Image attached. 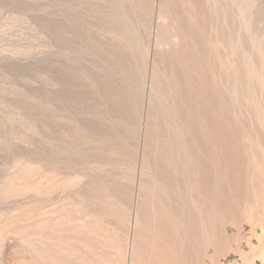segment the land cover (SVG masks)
Instances as JSON below:
<instances>
[{
    "label": "rangeland",
    "instance_id": "374dc122",
    "mask_svg": "<svg viewBox=\"0 0 264 264\" xmlns=\"http://www.w3.org/2000/svg\"><path fill=\"white\" fill-rule=\"evenodd\" d=\"M195 209L200 264H264V0H0V264H132Z\"/></svg>",
    "mask_w": 264,
    "mask_h": 264
},
{
    "label": "bare ground",
    "instance_id": "6f19581e",
    "mask_svg": "<svg viewBox=\"0 0 264 264\" xmlns=\"http://www.w3.org/2000/svg\"><path fill=\"white\" fill-rule=\"evenodd\" d=\"M163 1H165V0H163ZM169 1H170V0H169ZM186 1H187V0H186ZM194 1H195V0H194ZM182 2H183V0H182ZM170 3L172 4V2H170ZM173 3H174V2H173ZM171 4H170V5H171ZM183 4H184V6L186 7L187 2H186V3H183ZM191 4L193 5L194 2L191 3ZM191 4H190V5H191ZM197 4H198V3H197ZM175 5H177V4L175 3ZM161 6H162V5H161ZM172 6L174 7V5H172ZM177 6H178V5H177ZM160 8H161V7H160ZM165 8H166V7H165ZM176 8H177V7H176ZM178 8H179V7H178ZM167 9H168V7H167ZM174 9H175V8H174ZM185 10H187V9L185 8ZM163 11H164V10H163ZM180 11H181V10H180ZM178 12H179V11H178ZM180 13H181V12H180ZM171 14H172V13H171ZM181 14H182V13H181ZM206 18H207V17H206ZM169 19H170V18H169ZM176 19H177V18H176ZM179 20H180L179 22H181V19H179ZM185 21H187V19H186ZM185 21L182 20V22H185ZM182 22H181V23H182ZM181 23H180V24H181ZM203 23H204V22H203ZM180 24H179V25H180ZM183 24H185V23H183ZM205 25H206V24H205ZM180 26H181V25H180ZM183 26H184V25H183ZM183 26L180 27V28L182 29ZM185 26H186V25H185ZM187 29H188V28H187ZM179 30H180V29H179ZM182 30H183V29H182ZM182 30H181V31H182ZM185 32H186V34H187V30H186ZM188 32H189V31H188ZM179 33H180V32H179ZM192 33H193V32H192ZM202 33H203V32H202ZM156 34H159V33L156 31ZM170 34H171V33H170ZM172 35H173V34H172ZM188 35L191 36V35H190V32H189ZM188 35H186V36H188ZM192 35H193V34H192ZM194 35H195V33H194ZM200 35H201V34H200ZM180 36H181V35H180ZM184 36H185V35H184ZM195 36H196V35H195ZM201 36H202V35H201ZM157 37H158V36H157ZM192 37L194 38V36H192ZM197 37H198V36H197ZM158 38H159V37H158ZM193 38H192V39H193ZM199 38H200V37H199ZM201 38H202V37H201ZM201 38H200V39H201ZM206 38H207V36H206ZM183 39H184V38H183ZM187 39L191 40V39L188 38V37H187ZM195 39H196V38H195ZM195 39H194V41H195ZM200 39H199V41H200ZM157 40H158V39H157ZM157 40H156V41H157ZM196 41H197V40H196ZM199 41H198V43H199ZM200 42H201V41H200ZM189 43H191V42H189ZM188 45H189V44H188ZM192 50H194V49H192ZM197 52H198V51H197ZM204 52H205V51H204ZM206 52H208V51H206ZM162 53H163V52H162ZM215 53H216V52H215ZM163 54H164V53H163ZM198 54H199V53H198ZM183 56H184V55H183ZM189 58H190V57H189ZM181 63H182V62H181ZM198 63H199V62H198ZM201 63H202V62H201ZM176 64H177V63H176ZM187 64H188V63H187ZM192 64H193V63H192ZM172 65H173V64H172ZM172 65H171V66H172ZM205 67H206V66H205ZM205 67H204V68H205ZM174 69H175V68H174ZM184 69H185V68H184ZM202 69H203V68H202ZM209 69H210V68H209ZM209 69H208V70H209ZM154 71H155V70H154ZM154 71H153V72H154ZM177 71H178V70H177ZM205 71H206V70H205ZM206 72H207V71H206ZM213 78H214V77H213ZM156 79H157V78H156ZM193 79H194V78H193ZM213 82H214V81H213ZM174 84H175V83H174ZM201 87H202V86H201ZM152 88H153V87H152ZM215 88L217 89V86H216ZM154 89H155V88H153V90H154ZM174 90H175V89H174ZM209 90H210V89H209ZM211 91H212V89H211ZM152 92H155V91H152ZM212 92H213V91H212ZM195 93H196V92H195ZM205 93H206V92H205ZM208 93H209V92H208ZM215 93H216V91L214 92V94H215ZM154 94H155V93H154ZM175 94H176V93H175ZM209 94H210V93H209ZM193 95H194V94H193ZM172 96H173V95H172ZM183 96H184V95H183ZM194 96H195V95H194ZM211 96H212V93H211ZM211 96H209V97H211ZM214 96L216 97V94L213 95V97H214ZM152 97H155V95H152ZM213 97H212V98H213ZM215 97H214V98H215ZM219 97H220V96H219ZM175 98H177V97H175ZM209 99H210V98H209ZM219 99H220V98H219ZM177 101H178V100H177ZM212 101H214V100H212ZM150 102H151V101H150ZM193 102H194V101H193ZM185 103H186V102H185ZM215 103H216V102H215ZM209 105H211V102H210ZM213 106H215V105H213ZM183 107H185V106H183ZM207 107H208V106H206V108H207ZM209 107H210V106H209ZM201 108L203 109V106H202ZM206 108H205V109H206ZM211 108H212V106H211ZM207 109H209V108H207ZM187 110H188V109H187ZM211 110H212L211 112H210L209 110H207V111H209L210 113H212V115H213V117H214V116H215V114H214L215 112L213 113L214 110H213V109H211ZM204 111H205V110H204ZM207 111H206V112H207ZM206 112H205V113H206ZM194 113H195V112H194ZM197 113H198V112H197ZM195 114H196V113H195ZM196 115H197V114H196ZM205 115H207V114H205ZM205 115H204V116H205ZM189 116H190V115H189ZM192 116H193V115H192ZM198 116H199V115H198ZM204 116H203V117H204ZM210 116H211V115H210ZM200 117H201V116H200ZM208 117H209V115H207V117L205 116V118H208ZM205 118H204V119H205ZM211 118H212V117H211ZM211 118L209 117V119H211ZM220 118H221V116H220ZM204 119H203L202 121H204ZM209 119H208V121H207V123H206L207 125L205 124L208 128L210 127V126H208V122L210 121ZM214 119H215V120H214ZM206 120H207V119H205V122H206ZM213 120L216 121V116H215V118H213ZM192 121H193V120H192ZM197 122H198V121H197ZM200 122H201V121H200ZM200 122H198V123H200ZM219 123H220V122H219ZM202 124H203V123H202ZM211 124H212V123H211ZM211 124H209V125H211ZM213 124H214V122H213ZM223 124H224V123H223ZM223 124H222V126H223ZM186 125H187V124H186ZM215 125H216V123H215ZM188 126H189V125H188ZM200 126H201V125H200ZM217 127H218V126H217ZM176 128H177V127H176ZM228 128H229V127H228ZM177 129H180V128H177ZM209 129H210V128H209ZM178 131H179V130H178ZM197 131H198V130H197ZM203 131H204V130H203ZM211 131H212V128H211ZM215 131H216V130H215ZM175 132H176V131H175ZM200 132H201V131H200ZM217 132H218V131H217ZM223 132H224V131H223ZM180 133H181V130H180ZM182 133H183V132H182ZM213 133L215 134V137H213V139L215 138V140H216V133H215L214 131H213ZM174 134H175V133H174ZM183 134H184V133H183ZM205 134H206V133H205ZM205 134H204V135H205ZM175 135H176V134H175ZM186 135H187V134H186ZM201 135H202V134H201ZM179 136H180V134H179ZM179 136H178V137H179ZM181 136H182V135H181ZM198 136L200 137V135H198ZM207 136L209 137V135H206V137H207ZM212 136H214V135H213L212 132H211V137H212ZM204 137H205V136H204ZM204 137H202V138L200 137V138L203 139ZM179 138H180V137H179ZM209 138H210V137H209ZM209 138H208V139H209ZM162 139H163V138H162ZM211 139H212V138H211ZM213 139H212V140L209 139V141H211V142L207 141V138H206V140H205V139H204V140H200V139H199V140H200V142L202 141V142H204V143L207 141V142H209V144H210V143H213L212 141H215V140H213ZM177 140H178V139H177ZM185 140H186V139H185ZM197 140H198V139H197ZM178 141H180V140H178ZM157 142H158V141H157ZM197 142H198V141H197ZM207 142H206V144H207ZM217 142H218V141H217ZM182 143H183V142H182ZM204 143H203V144H204ZM199 144H201V143H199ZM209 144L207 145V146H208V150H211V151L213 152V150H212L213 148H212V147H209ZM183 145H186V144L183 143ZM214 145H216V142H215L212 146L214 147ZM198 146H200V145H198ZM207 146H204V147H206V148H205L206 150H207ZM210 146H211V145H210ZM178 147H179V146H178ZM182 147H183V146H182ZM185 147H187V146H185ZM211 148H212V149H211ZM202 149H203V148H202ZM205 149H204V150H205ZM206 150H205V151H206ZM208 150H207V151H208ZM181 151H182V149H181ZM195 151H196V150H195ZM211 151H210V153H211ZM214 151H215V152H214V153H211V155H213V158H214V156H215V158H216V149H215V147H214ZM178 152H179V151H178ZM183 152H184V151H183ZM188 152H189V151H188ZM201 152H202V151H201ZM208 152H209V151H208ZM147 153H148V151H147ZM190 153H191V152H190ZM202 153H203V152H202ZM160 154H161V153H160ZM199 154H200V156H201V153H199ZM205 154L207 155V152H206ZM171 155H172V154H171ZM211 155H210V156H211ZM202 156H203L204 158H206V159H208V157H209V160H210V158H211L210 161H212V157H210V156H208V155H207V157H205L204 154H203ZM147 157H148V156H147ZM162 157H163V156H162ZM188 157H189V155H188ZM190 157H191V156H190ZM256 157H257V156H256ZM160 158H161V157H160ZM167 158H168V157H167ZM170 158H172V157H170ZM183 158H184V157H183ZM197 158H199V156H198ZM257 158H258V157H257ZM145 159H146V158H145ZM162 159H163V158H161V160H162ZM173 159H174V158H173ZM178 159H179V158H178ZM202 159H203V158H202ZM156 160H157V159H156ZM163 160H164V159H163ZM163 160H162V161H163ZM184 160H185V158H184ZM189 160H190V159H188V161H187V157H186V160H185V161L189 162ZM192 160H193V158H192ZM192 160H191V161H192ZM209 160H208V161H209ZM158 161H159V160H158ZM162 161H161V164H163ZM167 161H169V160H167ZM167 161H166V162H167ZM181 161L184 163V161H183L182 159H181ZM214 161L216 162L215 159H214ZM159 162H160V161H159ZM175 162H176V161H175ZM175 162H174V163H175ZM195 162H196V160H195ZM195 162H192V164L195 163ZM197 162L199 163L198 160H197ZM206 162H207V161H206ZM180 163H181V162H180ZM208 163H209V162H208ZM165 164H166V163H165ZM184 164H185V163H184ZM184 164H182V165L184 166V167H182V168H185V167H186ZM189 164H190V162H189ZM211 164H212V162L210 163V165H211ZM214 164H215V163H214ZM170 166L172 167V165H170ZM170 166H169V167H170ZM193 166H195V164H194ZM196 166H199V164H198V165L196 164ZM207 166H208V165H207ZM212 166H213V164H212ZM212 166H211V167H212ZM146 167H147V166H146ZM162 167H163V166H162ZM175 167H176V169H177L176 164H175ZM175 167H172V168L175 169ZM178 167H179V166H178ZM188 167H189V168H188ZM190 167H191L190 165H187L186 168H188V170H189ZM186 168H185V169H186ZM195 168H196V167H195ZM195 168L193 167V170H194ZM176 169H175V170H176ZM178 169H179V168H178ZM212 169H215V167H212ZM212 169H211V170H212ZM216 169H217V168H216ZM216 169H215V170H216ZM181 170H182V169H181ZM183 170H184V169H183ZM183 170H182V171H183ZM186 170H187V169H186ZM188 170H187V172H188V174H189V171H190V170H189V171H188ZM198 170H199V169H198ZM198 170H197V171H198ZM205 170H206V169H205ZM209 170H210V169H209ZM211 170H210V171H211ZM215 170H214V172H213V173H214V176H216V175H215V173H216ZM203 171H204V170H203ZM180 172H181V171H180ZM191 172H192V171H191ZM217 172H218V171H217ZM168 173H169V172H168ZM184 173H186V171H184L182 174H184ZM194 173H195V171H194ZM196 173H197V172H196ZM196 173H195V174H196ZM213 173H212V174H213ZM159 175H160V174H158V176H159ZM161 175H162V174H161ZM175 175H176V174H175ZM189 175H190V174H189ZM189 175H188V177H189ZM191 175H192V174H191ZM145 176H146V175H145ZM162 176H164V175H162ZM184 176H186V175H184ZM195 176H196V175H195ZM205 176H206V175H205ZM205 176H204V177H205ZM210 176H211V175H210ZM210 176H209V177H210ZM169 177H171V176H168V178H169ZM186 177H187V176H186ZM197 177H198V175H197ZM206 177H207V176H206ZM211 177H213V176H211ZM143 178H144V177H143ZM160 178H161V179H160V182H161L162 178H163V180H164L165 176H164V177H160ZM189 178H191V177H189ZM189 178H188V179H189ZM198 178H199V177H198ZM214 178H215V177H214ZM144 179H145V178H144ZM169 179H170V178H169ZM175 179H177V178H175ZM191 179H192V178H191ZM158 180H159V178H158ZM177 180H178V179H177ZM189 180H190V179H189ZM194 180L196 181V180H199V179L196 178V179H194ZM155 181H156V180H155ZM175 181H176V180H175ZM214 181H215V180H214ZM162 182H164V181H162ZM188 182H189V181H188ZM190 182H192V180H191ZM205 182H207V181H205ZM216 182H217V181H216ZM141 183H142V182H141ZM156 183H157L158 185H160L158 182H156ZM175 183H176V182H175ZM177 183H179V182H177ZM192 183H193V182H192ZM142 184H143V183H142ZM150 184H151V183H150ZM162 184H163V183H162ZM185 184H187V183H185ZM188 184H189V186H190V183H188ZM198 184H200V181H199ZM209 184H210V183H209ZM213 184H215V183H213ZM154 185H155V184H154ZM165 185H166V184H165ZM177 185H178V184H177ZM177 185H176V186H177ZM195 185H197V184H195ZM211 185H212V184H211ZM156 186H157V185H156ZM160 186H161V185H160ZM178 186H179V185H178ZM178 186H177V188H178ZM186 186H187V187H186ZM186 186H185V187H186V189H187V188H188V185H186ZM191 186H192V185H191ZM199 186H200V185H199ZM213 186H214V185H212V188H213ZM139 187H140V186H139ZM142 187H143V186H142ZM153 187H154V186H153ZM166 187H168V186L166 185ZM194 187H195V186H194ZM204 187H206V186L204 185L203 188H204ZM207 187H208V186H207ZM207 187H206V188H207ZM216 187H217V186H216ZM216 187H215L214 189H211V190H215V191H216ZM154 188H155V187H154ZM158 188H159V186H158ZM162 188L164 189V186L161 187V191H162ZM189 188H190V187H189ZM196 188H197V187H196ZM210 188H211V187H210ZM159 189H160V188H159ZM168 189L172 191V189H170V187H169ZM168 189L166 188L167 191H168ZM179 189H180V188H179ZM191 189H192V187H191ZM191 189H189V190H191ZM144 190H145V189H144ZM144 190H143V191H144ZM147 190H148V189H147ZM156 190H157V189H156ZM156 190H155V191H156ZM166 190H164L165 193H167ZM176 190H178V189H176ZM189 190H187V191L189 192ZM196 190H198V189H196ZM196 190H195V191H196ZM199 190H201V188H200ZM204 190H205V188H204ZM209 190H210V189H209ZM209 190H208V191H209ZM141 191H142V189H141ZM150 191H152V190L150 189L149 192H150ZM161 191H160V192H161ZM164 191H163V192H164ZM191 191H192V190H191ZM191 191H190V193H191ZM146 192H147V191H146ZM146 192H145V193H146ZM163 192H161V193H163ZM193 192H194V191H193ZM196 192H197V191H196ZM196 192H195V193H196ZM199 192H200V191H199ZM199 192H197V193H199ZM142 193H143V192H142ZM145 193H144V195L147 196V198H148V195H146V194H148V192H147L146 194H145ZM168 193H169V191H168ZM168 193H167V194H168ZM173 193H175V192H173ZM177 193H178V192H177ZM185 193H186V192H185ZM185 193H184V196L187 197V195H185ZM157 194H158V191H157ZM167 194H166V195H167ZM169 194H171V193H169ZM192 194H193V193H192ZM192 194H190V196H191ZM199 194H200V193H199ZM199 194H198V195H199ZM150 195H151V194H150ZM154 195H156V192H155ZM160 195H162V194H160ZM178 195H179V194H178ZM212 195H213V193L211 192V195H210V196H212ZM156 196H157V195H156ZM158 196H159V195H158ZM172 196H173V195H172ZM192 196H193V195H192ZM200 196H201V195H200ZM200 196H198V198H199ZM215 196H216V194H215ZM142 197L144 198L143 195H142ZM142 197H141V198H142ZM149 197H150V196H149ZM152 197H153V195H152ZM152 197H151V199H150V198H149V199L152 200ZM160 197H161V196H160ZM160 197H159V198H160ZM169 197H170V196H169ZM178 197H180V195H179ZM178 197L176 196L177 199H178ZM143 198H142V200H141V199H140V200L143 201ZM145 198H146V197H145ZM145 198H144V202H145ZM154 198H156V197H154ZM161 198H162V197H161ZM164 198H166V197H164ZM171 198H172V197H171ZM188 198H189V197H188ZM200 198H201V197H200ZM210 198H211V197H210ZM212 198H215V197L212 196ZM149 199H148V200H149ZM172 199H173V198H172ZM191 199H192V198H191ZM146 200H147V199H146ZM157 200H159V199H157ZM192 200H193V199H192ZM192 200H190V201H192ZM202 200H203V198H202ZM168 201H169V200H168ZM171 201H172V200H171ZM180 201H181V200H180ZM182 201H183V199H182ZM185 201H187V203H188V199H187V198H186ZM185 201H184V203H185L184 206H188V204H189L190 202L186 205V202H185ZM156 202H158V201H156ZM161 202H162V201H159V203H158V206H159V207L162 206V205H160ZM164 202L167 203L166 200H165ZM164 202H163L162 204H164ZM169 202H170V201H169ZM195 202H198V201H195ZM199 202H200V200H199ZM139 203H140V202H139ZM172 203H174V202H171V204H172ZM184 203H183V204H184ZM200 203H202V202H200ZM142 204H143V203H142ZM155 204H156V203H155ZM167 204H168V203H167ZM167 204H166V205H167ZM175 204H176V203H175ZM193 204H194V203H193ZM146 205L148 206V204H147V203L144 204V206H145L146 208H144L142 205H141L142 208H141L140 205H139V206H140L141 209L149 210V208L147 209V206H146ZM151 205H152V204H151ZM166 205H164V207L162 206L161 208L164 209V208L166 207ZM176 205L178 206V204H176ZM179 205H180V204H179ZM191 205H192V204H191ZM191 205H190V206H191ZM196 205H197V204H196ZM154 206H155V205H154ZM154 206H153V207H154ZM199 206H200V205H199ZM156 207H157V205H156ZM156 207H155V209L158 208V207H157V208H156ZM171 207H172V206H171ZM192 207H193V208H192ZM192 207H190V208L194 209V206H193V205H192ZM137 208H138V207H137ZM140 208H138V209H140ZM166 208H167V207H166ZM169 208H170V207H169ZM195 208L197 209L196 206H195ZM152 209H153V208H152ZM163 209H162V210H163ZM170 209H172V208H170ZM174 209H176V208H174ZM184 209L186 210V208H184ZM196 209H195V211L193 210V211H194V215H195L194 218L196 219V224H195V225H192V224L190 223L192 226H191L190 224H188L189 227H190V226H191V227L188 228V226H186V227H187L186 229L184 228L185 225H183V229H185V230L183 231V234H182V235H179V236H178V233H177V232H179L181 229H180V230L177 229L178 231H176V235H175V233H174L175 231L172 232V231L174 230V229H172V231H171L172 234H171V235L174 234L175 236H178V237L176 238V239H177L176 242H173L174 239L171 240L173 243H175L174 246H173V244H170L169 246H167V245H168L167 243H168V241H169L171 238L169 237L170 234H168L167 229H165V228H167L166 226L162 228V229L164 230V231H163L164 234L162 233V235H157V236H159V237H157V236H156V237H155V236L152 237V238L155 240L154 242H152V241H153L152 239H151L152 241H150V239H149V242H148V241H145V240H146V239H145V240H144L145 242H144L143 239H142V240L140 239V237H139V232H137V234H135V236H136V237H135L136 240H135L134 244L132 245L133 248L131 249V251H132V252H131L132 262H131V263H132V264H137L139 258L141 259V258L144 257L143 259H144L145 263H147V264H164L163 261L166 260V259L164 260V258H165V252H166L167 250H169L168 247H171V248L174 247V249L172 248L173 250H171V249H170V250L172 251V253L176 252L175 255H173V254H171V253H169V254H170V256L173 255V259L176 260L175 262H177V264H189V263H188L189 260H188L187 251H188V249H190V248H193V249L195 250V262H196V264H200V258H199V255H200L202 252H201L200 254H199V252H200V249H202V248H201V242H200L199 239H200V238L202 237V235L205 233V232L203 233V231H205V230H203V227H204V224H203V222H204V221H203V215L200 213L199 209H198L197 211H196ZM200 209H201V208H200ZM202 209H204V208L202 207ZM146 210H145L144 212H148V211H146ZM162 210H161V211H162ZM182 210H183V209H182ZM185 210H183V212H182L183 214H184V211H185ZM155 211H156V210H155ZM158 211H159V208H158ZM188 211H190V210H187V213H188ZM198 211H199V213H198ZM201 211H202V210H201ZM139 212H140V211H139ZM142 212H143V211H142ZM142 212H141V213H142ZM149 212H151V209L149 210ZM162 212H163V211H162ZM174 212H175V211H174ZM196 212H197V215H196ZM160 213H161V212H160ZM177 213H178V212H177ZM138 214H140V213H138ZM138 214H137V215H138ZM142 214H143V213H142ZM142 214L138 215V218H139V216H140V217H141L140 219H142V216H141ZM167 214H168V216H169V213H167ZM185 214H186V213H185ZM190 214L193 216L192 212H191ZM205 214H206V213H205ZM151 215H152V214H151ZM155 215H157V214H155ZM158 215H159V214H158ZM158 215H157V216H158ZM170 215H171V214H170ZM191 215H190V216H191ZM214 215H215V214H214ZM144 216H145V215H144ZM161 216H162V218H163V215H161ZM161 216H160L159 218H161ZM164 216H165V215H164ZM166 216H167V215H166ZM166 216H165V217H166ZM172 216H173V215H172ZM174 216H175V215H174ZM174 216H173V217H174ZM145 217H146V216H145ZM153 217H155V216H154V212H153V216H152V218H153ZM204 217H205V220H206V216H204ZM211 217H212V216H211ZM167 218H169V219L171 220L172 217L170 216V217H167ZM140 219H139V220H140ZM145 219H146V218H145ZM145 219H144V220H145ZM169 219H168V220H169ZM136 220H138V219H136ZM142 220H143V219H142ZM174 220H175V219H174ZM174 220H173V221H174ZM182 220H183V219H182ZM207 220H208V219H207ZM152 221H155V220H152ZM156 221H157V220H156ZM164 221H165V220H164ZM164 221H163V222H164ZM173 221H169L168 223L173 222ZM209 221H210V220H208V222H209ZM141 222H142V221H141ZM144 222H148V221H144ZM165 222H166V221H165ZM181 222H182V221H181ZM189 222H190V220H189ZM189 222H188V223H189ZM206 222H207V221H206ZM206 222H205V223H206ZM213 223H214V222H213ZM148 224H149V222H148ZM157 224H158V223H157ZM182 224H183V223H182ZM209 224H210V222H209ZM209 224H208V225H209ZM142 225H143V224H142ZM142 225L140 224L141 227H142ZM144 225H146V224H144ZM144 225H143V226H144ZM161 225H162V224H161ZM161 225H160V226H161ZM175 225L178 227V224H174V226H175ZM212 225H213V224H212V222H211V226H212ZM137 226H138V223H137ZM148 226H149V229H150V228H151L150 224H149ZM148 226H147V229H148ZM174 226H173V227H174ZM214 226H215V224L213 225V228H214ZM145 227H146V226H145ZM153 227H154V226H153ZM161 227H162V226H161ZM161 227H159V229H161ZM180 227H181V226H180ZM171 228H172V226H171ZM144 229H145V228H144ZM144 229H143V230H144ZM155 229H156V228H154V230H155ZM168 229H169V228H168ZM211 229H212V228L210 227L209 230H211ZM165 230H166V231H165ZM214 230H217V229L215 228ZM136 231H137V230H136ZM150 231H151V229H150ZM152 231H153V228H152ZM159 231H160V230H159ZM211 231H212V230H211ZM155 232L158 233V230H156ZM155 232H154V233H155ZM181 232H182V230H181ZM207 232H208V231H207ZM207 232H206V233H207ZM154 233L152 232V234H154ZM206 233H205V234H206ZM209 233H210V231H209ZM216 233H217V232L215 231L214 236H216ZM152 234H151V235H152ZM155 234H156V233H155ZM158 234H160V233H158ZM179 234H180V233H179ZM205 234H204V235H205ZM207 234H208V233H207ZM212 234H213V233H212ZM174 235H173V236H174ZM175 236H174V238H175ZM145 237H146V235H145ZM217 237H218V235H217ZM217 237H216V238H217ZM207 238H208V239H206V238L203 239V237L201 238V241L204 240V241H202V244L206 243V242H205L206 240H207V241L211 240V239H209V237H207ZM211 238H212V237H211ZM158 239H159L160 241H159ZM217 239L219 240V238H217ZM212 240H213V239H212ZM157 241H158V242H157ZM161 241H163V244H162V243L159 244V242H161ZM209 242H211V241H209ZM213 242H214V241H213ZM217 242H218V241H217ZM132 243H133V242H132ZM169 243H170V241H169ZM207 244H208V242H207ZM171 245H172V246H171ZM52 246H53V245H52ZM52 246H49V247H51V250H48V251H52V248L54 247V246H53V247H52ZM217 246H218V245H217ZM217 246H216V247H217ZM49 247H48V248H49ZM213 247H214V246H213ZM179 249H181V251H184L183 255L180 253ZM204 249H205V248H204ZM214 249H215V248H214ZM54 250H56L55 247H54ZM202 250H203V249H202ZM48 251H47V252H48ZM178 251H179V252H178ZM203 251H204V250H203ZM140 252H142V256H139V253H140ZM177 252H178L179 254H178ZM41 253L44 255L45 252H41ZM166 253H167V252H166ZM48 254H49V253H48ZM53 254H55V253H53ZM180 254H181V256H180L181 258H180V259L183 258V259H184V262H182V261H183V260H182L180 263H178L179 261H177V257H178L177 255H180ZM188 254H189V253H188ZM202 254H203V253H202ZM39 255H40V254H39ZM39 255H38V256H39ZM46 255H47V254H45L44 257L47 258L46 261H48V260H49V258H48L49 256L46 257ZM51 255H52V254H51ZM200 256H201V255H200ZM52 257H54V255H52ZM52 257H50V258H52ZM56 257H57V256H56ZM56 257H54L52 260L50 259V260L52 261V264H56V263L53 262L54 259H56V260L59 259L58 257H57V258H56ZM174 257H175V258H174ZM39 258H40V257H39ZM45 258H43V260H44ZM166 258H167V257H166ZM202 259H203V258H202ZM50 260H49V263L51 264V261H50ZM168 260H169V259H168ZM170 260H171V259H170ZM44 261H45V260H44ZM57 261H58V260H57ZM60 261H62V260H60ZM60 261H59V263H60ZM62 262H63V261H62ZM62 262H61V263H62ZM41 263H42V262H41ZM49 263H48V264H49ZM61 263H60V264H61ZM139 263H140V260H139ZM42 264H44V263H42ZM46 264H47V263H46ZM169 264H170V263H169Z\"/></svg>",
    "mask_w": 264,
    "mask_h": 264
}]
</instances>
